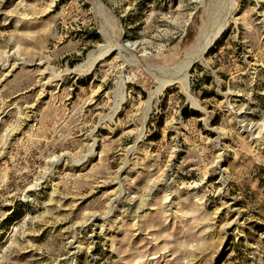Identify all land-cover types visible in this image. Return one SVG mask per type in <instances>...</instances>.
I'll return each mask as SVG.
<instances>
[{"label":"rangeland","instance_id":"rangeland-1","mask_svg":"<svg viewBox=\"0 0 264 264\" xmlns=\"http://www.w3.org/2000/svg\"><path fill=\"white\" fill-rule=\"evenodd\" d=\"M0 264H264V0H0Z\"/></svg>","mask_w":264,"mask_h":264},{"label":"bare ground","instance_id":"bare-ground-1","mask_svg":"<svg viewBox=\"0 0 264 264\" xmlns=\"http://www.w3.org/2000/svg\"><path fill=\"white\" fill-rule=\"evenodd\" d=\"M204 49V48H203ZM202 51V50H201ZM191 60V59H190ZM189 63H191V62H189ZM188 66H189V64H187V66H186V68L184 69V72H186L187 71V68H188ZM185 74V73H184ZM180 76V75H179ZM176 77V76H175ZM186 77V76H185ZM177 78V77H176ZM175 78V79H176ZM179 81H181V79L179 80ZM186 81V80H185ZM186 83V82H185Z\"/></svg>","mask_w":264,"mask_h":264}]
</instances>
